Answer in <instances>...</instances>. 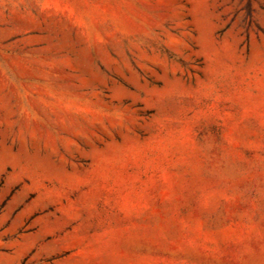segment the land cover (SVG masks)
<instances>
[{
    "label": "rangeland",
    "instance_id": "rangeland-1",
    "mask_svg": "<svg viewBox=\"0 0 264 264\" xmlns=\"http://www.w3.org/2000/svg\"><path fill=\"white\" fill-rule=\"evenodd\" d=\"M0 264H264V0H0Z\"/></svg>",
    "mask_w": 264,
    "mask_h": 264
}]
</instances>
